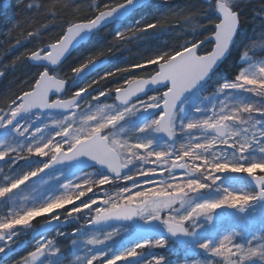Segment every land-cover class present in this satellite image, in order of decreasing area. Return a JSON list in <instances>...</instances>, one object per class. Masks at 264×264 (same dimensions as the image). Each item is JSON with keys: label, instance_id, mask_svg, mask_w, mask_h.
I'll list each match as a JSON object with an SVG mask.
<instances>
[{"label": "snow or ice", "instance_id": "6c2138e0", "mask_svg": "<svg viewBox=\"0 0 264 264\" xmlns=\"http://www.w3.org/2000/svg\"><path fill=\"white\" fill-rule=\"evenodd\" d=\"M73 4L68 0L65 7ZM204 4L202 39L156 50L126 67H105L83 86L82 77L104 64L103 53L90 54L71 68V76H62L60 66L71 50L87 36L102 39L109 24L120 25L150 7V0H94L92 15L70 21L54 41L27 54L42 70L29 90L0 101V173L5 166L12 173L3 174L0 199L7 201L45 176L61 181L62 169L73 164H87L94 172L58 182L60 194L0 217V264H171L153 250L167 249L173 238L185 241L183 250L202 255L203 264H264V228L248 239L245 229L222 226L226 216L241 222L264 208V60H255L252 46L245 43L239 49L241 66L231 78L202 96L187 120L180 117L184 107L178 101L217 73L233 54L244 25L238 0ZM21 6L29 13L43 7L23 0ZM258 15L264 21V7ZM159 27L158 18L141 16L124 31L118 27L116 39L127 43ZM42 29L47 24L26 29V38H38ZM20 44L17 39L13 46ZM136 70L145 75L136 78ZM116 77L127 87L103 90ZM113 91L118 103H102L101 97L110 99ZM138 113L151 118L129 127L127 121ZM47 115L62 118L43 123ZM158 137H166L163 146ZM230 179L242 186L225 183ZM118 181L126 183L115 197L108 195L104 186ZM41 216L44 223L30 250L13 259L20 237ZM66 226L68 231L45 234ZM152 230L157 234H144ZM62 241L70 242L72 258Z\"/></svg>", "mask_w": 264, "mask_h": 264}, {"label": "trees", "instance_id": "16d2710c", "mask_svg": "<svg viewBox=\"0 0 264 264\" xmlns=\"http://www.w3.org/2000/svg\"><path fill=\"white\" fill-rule=\"evenodd\" d=\"M23 2L25 5L30 3L34 6L43 7H40L39 11L29 13L21 6V0H0V72L4 73L3 77H0V101L13 93L21 94L23 91L29 90L31 84L34 83V76L41 69L28 64L27 54L54 41L67 28L70 21L80 22L84 17L92 15L89 7L84 8L80 5L79 8L76 6L65 7L66 2L62 1L23 0ZM99 2L100 0L97 3ZM204 6L200 0H155L150 4V7L134 15L129 23L134 24L141 16L149 19L156 17L160 23L158 29L149 30V35L125 43L116 39L115 30L117 28H108L100 33L102 39L94 37L85 46L75 51L62 65L61 75L71 76V68L78 66L90 54L99 55L102 52L101 59L109 58L110 63L107 68L112 69L116 66L126 67L136 63L156 50H168L178 47L186 40L202 39V36L198 33L201 31L199 24H207V20L204 19L201 12V8ZM49 8L57 13L55 17L48 11ZM253 13L249 8L243 9L242 20L244 25L242 26L240 39L236 42L233 54L213 76L209 86L211 84L217 85L224 79H230L241 66L239 49L245 43L250 45L254 40L256 31L264 35V22ZM152 22L156 21L153 20ZM41 24H47V29H42L38 38H26V29L34 31ZM125 26V24H121L119 30L121 31ZM128 35L131 34L128 33ZM247 38L249 39L247 40ZM17 39L21 40V44L13 46ZM17 57H20V59L18 60ZM135 75L136 78H141L145 74L136 70ZM123 83V79L116 77L110 83H107L104 89H115ZM66 93L68 97L71 95L69 92ZM2 106V103H0V107ZM44 219L45 217H39L31 223L33 227L38 228L44 222ZM60 230L66 231V227ZM12 258L14 259V256Z\"/></svg>", "mask_w": 264, "mask_h": 264}, {"label": "rangeland", "instance_id": "374dc122", "mask_svg": "<svg viewBox=\"0 0 264 264\" xmlns=\"http://www.w3.org/2000/svg\"><path fill=\"white\" fill-rule=\"evenodd\" d=\"M53 1H59V2L62 1L66 3L68 2V0H53ZM98 1L99 0H95L96 3ZM238 2L242 9L249 8L251 11L254 12L253 14L257 18L261 19V17L258 15V12L262 7H264V0H238ZM93 3L94 0H75V4H79L82 7L84 6V8L89 7ZM75 4H73V6H75ZM127 26L128 25H126L124 29H122L121 31H124ZM250 46H252V50L255 53L254 59L257 61L264 60V55H260V54H264V35L256 31V34L254 35V40L250 43ZM59 74L61 75V70L59 71ZM125 86L126 85L124 83L121 85V87H125ZM215 86L216 84H211L208 88L202 89L192 94L188 99V101L183 105L184 111L180 113V117L184 120H187L192 115V109L197 103H199L200 98L210 93L215 88ZM103 90L107 91V89H103ZM114 93L115 92L113 91L112 97L107 100L101 97V102L114 103L115 102ZM96 94L97 93H94L93 95ZM246 95L249 96L253 101L259 99L258 97H255L252 94H246ZM87 100L90 101L91 97H88ZM82 107H86V102L82 104ZM141 114L142 113H138L136 117H133L129 121H127L128 126L133 128L140 126L143 123L140 122L139 120V116ZM61 118L62 117H60L59 115H47L43 117L42 122L51 124L52 119H61ZM0 139H3L2 131H0ZM157 139L159 142L160 138L158 137ZM181 141L186 142L183 137H181ZM160 143L163 146L164 140H160ZM179 143L180 141L177 142L176 145L177 147H179ZM33 167H35V165H33ZM20 171L22 170L21 169L17 170V172ZM62 171H63V176L61 178V181L58 182H63L64 180L71 179L74 175H80L81 173L94 172V170L80 172L74 167L63 168ZM3 174L12 175V173H10L8 171V168L5 166L2 169V173H0V184L4 182ZM55 175L59 176L61 175V173L57 172L55 173ZM45 181H49V177L45 176L44 180H34L33 183L29 184L27 187L22 186L21 190L19 191V194L15 196H11V198L8 199L7 201L0 199V217H4L11 212H16V211L22 212L23 210H26L28 207H31L33 205H38L42 199L51 196L53 193L57 195L60 194L57 191L58 186L56 185V183L58 182L49 181L48 183H45ZM124 183L126 182L118 181L114 185H105L104 188L107 190L108 195L115 197L116 194L119 192L120 187ZM225 183L230 184L234 188H238L242 186L239 182L235 181L234 179L226 180ZM88 195H91V193H89ZM76 203L78 204L79 201H77ZM68 207L71 206L69 205ZM226 211H231V210H226ZM164 214L166 215L167 213L165 212ZM262 221H264V208L258 207L255 213H252L249 217H247L244 221L241 222H238L237 220L226 216V218L222 221L223 224L222 226L226 230H231L234 226L236 227L237 230L243 228L245 229L246 237L250 239L251 235L249 233L255 234L257 236L260 235V230L264 228V223H262ZM38 229L39 228L33 227V230L25 232V234L20 237V240L22 242L21 248L17 249V253L13 255L14 259H19L20 256L24 255L27 250H30L31 245L35 242L33 239V235ZM59 230L60 229L54 230L48 236L49 237L54 236L56 232ZM68 230L69 229L66 226V231ZM69 244H70L69 241L61 242V246L64 249L65 254L69 256V258H72L71 252L69 250ZM184 245L176 246L170 240L167 249L165 250L154 249L153 251H155L157 254L165 255L170 260L171 264H190L192 260L197 261V264H203L204 257L202 255L195 256L191 251L183 250ZM8 264H11V261H8Z\"/></svg>", "mask_w": 264, "mask_h": 264}, {"label": "water", "instance_id": "95a60500", "mask_svg": "<svg viewBox=\"0 0 264 264\" xmlns=\"http://www.w3.org/2000/svg\"><path fill=\"white\" fill-rule=\"evenodd\" d=\"M153 0H150V2H152ZM203 3H204V0H201ZM112 24H114V23H112ZM112 24H109L108 26H110V25H112ZM107 26V27H108ZM92 36H87V37H85L75 48H73L72 50H71V53L74 51V50H76L78 47H80L81 45H84V44H86L89 40H90V38H91ZM67 58H68V56H67ZM66 60V59H65ZM64 60V61H65ZM103 61H104V64L103 65H101V66H99V67H97V68H95V69H93L92 71H90V72H88L84 77H82V79H84V78H86V77H89L90 75H92V74H94L95 72H97L98 70H100V69H102L103 67H105L106 65H107V63H108V60L107 59H103ZM27 62L30 64V65H32V66H35V67H37V65L34 63V62H32V61H30V60H28L27 59ZM222 66V65H221ZM220 66V67H221ZM219 70V69H218ZM217 70V71H218ZM81 79V80H82ZM80 80V81H81ZM210 80H208L207 81V83L209 82ZM207 83H202V84H200V85H198L197 86V88L196 89H193L190 93H185L184 94V96L181 98V101H178V106L180 105V104H184L187 100H188V98H189V96L192 94V93H194V92H196L197 90H199V89H202ZM127 87V86H126ZM50 97H52V98H56V96H55V93H54V91H50ZM114 99H115V94H114ZM116 102V101H115ZM116 103H118V102H116ZM149 118H151L150 117V115H148V114H145V113H142V115L140 116V120H141V122H145L147 119H149ZM164 139H166V137L164 138ZM163 139V140H164ZM73 166H75L76 168H78L80 171H85V170H88V169H94L93 167H90V166H88L87 164H73ZM53 229V228H52ZM52 229H50V230H47L46 232H49V231H51ZM144 234H152V235H155V234H157L156 233V231L155 230H152L151 232H148V233H144ZM171 241L176 245V246H182V245H184L185 244V241L182 239V238H173V239H171Z\"/></svg>", "mask_w": 264, "mask_h": 264}, {"label": "flooded vegetation", "instance_id": "af4514ba", "mask_svg": "<svg viewBox=\"0 0 264 264\" xmlns=\"http://www.w3.org/2000/svg\"><path fill=\"white\" fill-rule=\"evenodd\" d=\"M83 82H85V81H83Z\"/></svg>", "mask_w": 264, "mask_h": 264}]
</instances>
